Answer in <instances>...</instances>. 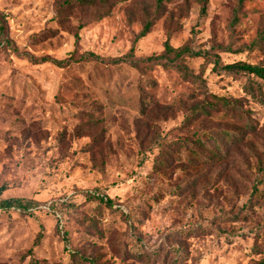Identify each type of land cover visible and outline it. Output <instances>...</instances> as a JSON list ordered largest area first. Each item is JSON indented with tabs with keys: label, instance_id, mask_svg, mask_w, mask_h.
<instances>
[{
	"label": "rangeland",
	"instance_id": "rangeland-1",
	"mask_svg": "<svg viewBox=\"0 0 264 264\" xmlns=\"http://www.w3.org/2000/svg\"><path fill=\"white\" fill-rule=\"evenodd\" d=\"M0 25V200L31 205L0 210V264H264V82L114 62L264 66V0H0Z\"/></svg>",
	"mask_w": 264,
	"mask_h": 264
},
{
	"label": "trees",
	"instance_id": "trees-1",
	"mask_svg": "<svg viewBox=\"0 0 264 264\" xmlns=\"http://www.w3.org/2000/svg\"><path fill=\"white\" fill-rule=\"evenodd\" d=\"M59 2H62L63 5L66 6H74V8H78L81 10H100L105 9L109 4L111 0H58ZM249 2L250 0H242V3L245 4L246 2ZM152 23L149 22L145 25L141 37L146 36L149 34L151 30ZM2 26L0 25V32H2ZM256 45H263L264 44V33H261L259 37L256 39L255 42ZM187 59H201L202 67L207 68L210 67L212 71L216 73H226V74H244L248 76H252L260 81L264 82V66L261 65H252L246 62H236L232 64H225L221 61L219 55H214L212 53L206 52V51H197L189 46H183L181 48H173L169 42L165 43L164 52L158 56H152L147 58L144 61H138V60H132V57H126L124 59H119L114 61L115 64L125 63L129 64L131 67H134L135 69H140L142 64H146V66H151L153 64H164L169 65L173 67L174 69L178 70L184 78L193 77L190 68L186 64ZM42 63L48 62V59H43L40 61ZM53 64L57 65L60 68H63L68 64V61H51ZM233 107L230 102H228L225 99H218L216 98L215 102H210L208 105V108H199L198 110L193 111V115H196L201 112H207V110H219L220 108L224 110L225 112L231 111V108ZM156 164H159L158 161H156ZM2 194V190L0 189V195ZM258 194V188L254 187V195L256 196ZM98 202L101 204L112 207L111 202L105 201L103 198H97ZM250 205V203H249ZM19 210V212H30L31 211V205L30 204H24L20 200H0V210L1 211H9V210ZM234 221L239 220V218H234ZM186 229H183L185 231ZM179 232V231H178ZM196 229L193 227H190L188 229V233L192 234L195 233ZM173 264H177L175 261Z\"/></svg>",
	"mask_w": 264,
	"mask_h": 264
}]
</instances>
